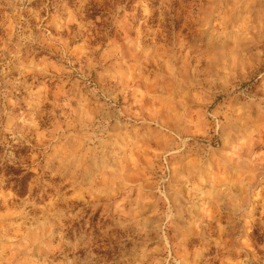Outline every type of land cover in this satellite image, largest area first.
Listing matches in <instances>:
<instances>
[{"label":"rangeland","instance_id":"obj_1","mask_svg":"<svg viewBox=\"0 0 264 264\" xmlns=\"http://www.w3.org/2000/svg\"><path fill=\"white\" fill-rule=\"evenodd\" d=\"M0 264H264V0H0Z\"/></svg>","mask_w":264,"mask_h":264},{"label":"trees","instance_id":"obj_2","mask_svg":"<svg viewBox=\"0 0 264 264\" xmlns=\"http://www.w3.org/2000/svg\"><path fill=\"white\" fill-rule=\"evenodd\" d=\"M20 173H21V172H20V170H19V171L15 172L14 175L19 176ZM26 179H27V176H22V177L20 178V180H16V181H15V182H18V184L20 185L21 189H23V190H21V191L19 192V196H23V195H24V188H22V187L24 186V183L26 182ZM22 185H23V186H22Z\"/></svg>","mask_w":264,"mask_h":264}]
</instances>
